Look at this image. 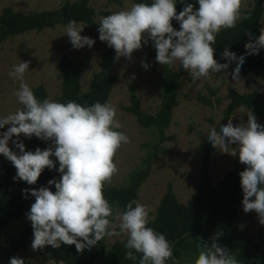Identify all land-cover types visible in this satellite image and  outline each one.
I'll list each match as a JSON object with an SVG mask.
<instances>
[{
    "label": "clouds",
    "instance_id": "clouds-1",
    "mask_svg": "<svg viewBox=\"0 0 264 264\" xmlns=\"http://www.w3.org/2000/svg\"><path fill=\"white\" fill-rule=\"evenodd\" d=\"M179 2L183 4L179 12L177 0H151L104 15L98 22L99 40L115 50L116 60H131L134 51L151 41L159 64L173 67L179 62L193 82L228 70L235 61L232 79L240 80L245 56L259 54L264 48V28L258 37L250 31L246 34L250 39L244 45V54L237 55L225 47L221 56L227 63L214 58L213 45L222 30L235 28L238 22L250 18L249 12L242 11L247 7L246 0H198V7L185 0ZM173 20L179 22V30L173 27ZM84 27L75 19L66 25L65 34L75 49L95 44L90 36L81 35ZM141 64L146 70L150 67L144 61ZM28 69L29 62L21 61L9 72L10 77L20 81L14 95L23 108L0 117V129L8 126L0 132V154L15 167V181L35 185L45 169L60 173L58 179L48 180V186L22 190L23 198L29 194L35 198L26 213L33 229L32 250L75 245L77 253L82 254L105 237L123 234L127 237V260H135L140 254L139 264H175L173 242L149 226L154 221L150 206L133 199L121 211L104 194L105 186L119 173L117 153L130 143V137L121 130L116 106L108 101L81 105L74 100H40L24 80ZM219 84L217 80L215 86ZM21 134L50 143L44 149L29 151ZM207 136L215 149L238 156L245 166L239 172L242 209L245 213L254 211L264 225V125L251 111L246 123L234 124L229 118L219 130L211 128ZM10 141L16 150L9 146ZM223 234L215 232L210 244L199 238L194 264H240L232 250L218 243ZM8 264L26 261L14 255Z\"/></svg>",
    "mask_w": 264,
    "mask_h": 264
},
{
    "label": "trees",
    "instance_id": "trees-1",
    "mask_svg": "<svg viewBox=\"0 0 264 264\" xmlns=\"http://www.w3.org/2000/svg\"><path fill=\"white\" fill-rule=\"evenodd\" d=\"M90 0H65L57 8L41 11H16L10 6H5L0 11V44L13 35L22 34L28 31H40L44 28H53L57 25L66 26L70 20L75 19L78 23H85L94 27L95 10L89 5ZM137 2H148L151 0H133ZM177 11L183 8V4L177 0ZM186 3H193L198 7V0H185ZM244 11L250 13V18L237 23L232 29L222 30L216 38V52L214 58L220 63H227L221 56L225 47L237 55L244 54V45L250 37L246 34L250 31L253 37H258L260 29L264 28L261 23L263 5L260 0H254L249 9ZM151 48L152 42L146 45ZM156 56V51L151 52ZM115 50L104 44L99 62V70L94 72L89 80L86 90L80 86V69L82 61L73 62L66 54H63L59 63V77L61 78L60 93L56 101L67 102L74 100L81 105H91L96 101H107L110 91L115 84L117 76L113 74L112 67L115 64ZM235 67V61L231 62L229 69L221 71L231 75ZM161 75V100L158 110L151 114L142 110L140 101L136 95V85L130 84L129 104L123 109L131 114L137 124L142 128L156 130V140L150 145L141 160V167L133 170L128 175L125 185H106L104 194L110 203L118 206L121 211L125 209L130 200H138L139 187L144 183L151 172L153 159L159 154H166L167 150L161 143L172 136L165 134V129L171 122L174 106L178 103L179 84L181 74L172 67L161 65L156 68ZM252 74L259 79H264V48L259 54L245 56V63L242 65L241 74ZM216 85V84H215ZM208 86L207 95L197 94L199 102L212 106L213 101L219 102L216 97L217 89L220 86ZM33 92L40 100L48 98L44 86L38 85ZM230 100L223 109V119L229 118L237 108H246L253 111L255 116L264 118V94L258 90H251L246 93H239L235 90L230 92ZM259 123V122H258ZM264 125V124H262ZM221 126V123L218 127ZM217 130L219 128H216ZM26 150L34 151L36 147L44 149L50 142L40 140L33 136L28 139L24 137ZM16 150V149H15ZM214 151L211 142L203 146L201 167L199 171V182L192 196L186 203H181L168 183L164 194L154 213V221L149 225L156 231L162 232L167 239L173 242L175 264H183L186 256H198L199 238L211 243L210 237L215 232H223L218 243L227 246L237 256L240 264H264V255L259 245H264V235L260 244H253L246 227H240L237 218V208L242 201V189L240 187L239 172L244 165L239 163L238 156L233 158L231 168L227 170L221 179L214 184L209 174V161ZM55 160V157H53ZM58 168V165H57ZM16 169L12 163L5 159L0 164V230L20 218L26 210L30 209L35 198L30 194L27 199L23 198L22 190L48 186L47 182L52 178H59L60 173L56 170L45 169L35 185H28L24 181H15L13 177ZM51 189L55 191L54 185ZM33 239V229L26 226L18 233L9 237L8 244L0 246V264H7L9 258L27 246ZM124 240H117L107 247L106 237L84 252L77 253L75 245H62L60 249H53L46 246L45 251L49 253L50 259L55 263L63 264H139L140 254L137 259L127 260L124 247ZM168 264H172L169 261Z\"/></svg>",
    "mask_w": 264,
    "mask_h": 264
},
{
    "label": "rangeland",
    "instance_id": "rangeland-1",
    "mask_svg": "<svg viewBox=\"0 0 264 264\" xmlns=\"http://www.w3.org/2000/svg\"><path fill=\"white\" fill-rule=\"evenodd\" d=\"M64 1L0 0V11L5 6L25 12L54 9ZM260 1L263 5L261 23L264 25V0ZM253 2L254 0H246V9H249ZM132 3L135 2L133 0L89 1V5L95 10L96 25L90 27L85 23L80 22L79 24L85 25L81 35L90 36L95 40V44L91 48L88 46L80 49L73 48L69 37L65 34L66 26L62 25L44 28L40 31H28L4 40L0 44V117L23 108L14 95V92L19 88L20 81L9 76L12 66L21 61L29 62V69L24 74V80L32 90L42 84L48 98L56 100L62 81L59 77V63L62 55L66 54L73 62L81 60L83 64L80 69V86L82 90H86L93 73L99 70L101 53L105 44L99 40V20L111 12L130 7ZM172 23L173 27L179 30V22L173 20ZM155 51V48L144 46L134 51L131 60L121 57L112 67V72L117 76V79L107 101L116 106L118 119L123 125L121 130L130 137V143L123 145L117 153L116 161L119 173L113 178L110 185H125L129 173L141 167L143 156L151 149L150 145L145 146V144H152L156 140L155 129L140 127L135 118L123 109L129 104L128 86L135 84L136 95L142 110L151 114L158 110L162 90L161 75L156 70L160 64L156 61V56L151 53ZM142 61L150 65L147 70L142 67ZM172 68L181 74L178 103L174 106L171 122L165 129V134L172 138L161 143L167 153L165 155L159 153L153 159L151 172L138 191V200L153 209L151 215H154L168 183L172 184L175 195L181 203H186L192 196L199 182L203 146L209 141L207 133L211 128H220L221 126L218 127L220 123L221 125L226 123L229 118L234 124L247 122V114L250 111L246 108H237L229 118L223 119L222 111L229 103L230 92L235 90L239 93H246L258 90L264 94V79H259L252 74L240 75V80L235 81L229 73L219 72L211 74L210 78H201L193 82L189 73L182 68L179 62H176ZM217 80H220V86L216 93L219 102H215L214 99L212 106L199 102L197 94L207 95L206 85L211 87L216 84ZM256 119L257 122L264 124V118L256 116ZM7 127L0 129V132L6 131ZM20 139H24L23 134ZM9 146L15 150L11 141ZM233 158L229 154L222 153L219 148H214L209 161V174L214 184H217L223 174L231 168ZM5 159L0 154V164ZM29 210L0 230V246L8 244L12 234L18 233L23 227L31 226L30 221L26 218V213ZM237 218L239 226L247 228L251 242L260 244L264 235V225L258 222L257 214L254 211L245 213L241 203L237 208ZM124 239L127 237L123 234L106 237V245L108 247L115 241ZM31 241L15 256L23 257L26 264H63L55 263L44 249L33 251ZM261 247L262 255H264V245H259L260 249ZM196 258L197 256H186L183 264H194Z\"/></svg>",
    "mask_w": 264,
    "mask_h": 264
},
{
    "label": "water",
    "instance_id": "water-1",
    "mask_svg": "<svg viewBox=\"0 0 264 264\" xmlns=\"http://www.w3.org/2000/svg\"><path fill=\"white\" fill-rule=\"evenodd\" d=\"M261 250H262V247H261ZM94 264H97V262H94Z\"/></svg>",
    "mask_w": 264,
    "mask_h": 264
}]
</instances>
